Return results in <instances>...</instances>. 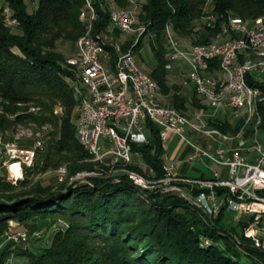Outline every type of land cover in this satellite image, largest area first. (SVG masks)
Here are the masks:
<instances>
[{
  "label": "trees",
  "instance_id": "16d2710c",
  "mask_svg": "<svg viewBox=\"0 0 264 264\" xmlns=\"http://www.w3.org/2000/svg\"><path fill=\"white\" fill-rule=\"evenodd\" d=\"M209 1L212 10L206 12ZM5 2L13 10L20 31L14 32L7 26L0 13L3 107L0 130L12 121L49 124L52 131L48 148L42 150L45 155L39 170L65 165L69 177L94 171L97 164L78 139L79 70L63 63L64 55L57 49L59 42H75L86 34L87 26L80 14L88 8L87 0H39L33 12L28 11L25 0ZM93 4L97 13L94 34L123 33L111 25L110 13L113 6H130V0H93ZM210 15L216 16L209 21L216 26L211 28L205 22L202 36L193 39V34L197 33L196 22ZM137 16L136 26L146 28L138 43L131 47L133 52L140 49L145 35H153L156 65L150 75L164 93L172 91L167 107L177 108L181 114L191 117L195 109H200L195 108L200 105L199 100L205 105L208 103L196 90L189 98L179 87L169 85L167 45L163 39L165 37L166 41V30L170 27L178 40L180 36L189 37L191 45L209 44L215 41L230 17L251 24L264 18V0H143ZM111 55L113 59L117 57L113 51ZM216 61L213 68L217 67ZM248 83L261 88L257 111L264 116L259 111L263 108L264 84L252 79H248ZM27 104L40 106V111L28 112V107H22ZM57 106L61 113H57ZM9 115H15V119H9ZM214 123L225 134L239 131L221 118H214ZM149 127V143L134 147L142 153L145 165L138 162L129 168L143 174L145 168H152L154 172L148 179L159 180L167 172L165 144L158 128L151 122ZM260 128L263 130L262 126ZM250 132L247 128L245 137ZM63 186L56 190L44 188L27 178L17 186L0 183V234L13 220L25 223L57 218L64 222L54 231L51 244L43 251L19 252L28 258L29 264H264V249L257 248L244 236V223L226 226L224 209L211 217L195 200L159 187L142 189L125 174L107 176L103 173L89 176L83 182L63 183ZM204 239L211 241L209 246L204 244ZM12 245L3 247L0 264H5Z\"/></svg>",
  "mask_w": 264,
  "mask_h": 264
},
{
  "label": "built area",
  "instance_id": "2783aa9c",
  "mask_svg": "<svg viewBox=\"0 0 264 264\" xmlns=\"http://www.w3.org/2000/svg\"><path fill=\"white\" fill-rule=\"evenodd\" d=\"M130 3L128 7L117 6V13H110L111 25L124 22L126 32L137 36L141 28H133V21H138V16H131L130 8H138V3L133 0ZM9 22H12V12L6 9L5 23ZM207 25L211 28L216 26L209 22ZM262 33L264 21H258L257 29H244L241 24L228 18V33L222 34L230 38V45L216 48L207 43L182 47L171 30H166L168 67L179 69L178 62H185L184 67L181 66V71H187L182 77H187L183 81L185 85L192 83L193 87H200L201 95L215 94L217 82H223V78H218V73L213 68L215 56H222L225 66L231 71V90H226L221 103H208L200 108L207 109V116H199L198 113L197 121H189V117L181 115L177 108L175 112H168L155 105V97H161L162 94L146 86L144 68L138 60L131 59V51L129 55H120L119 62H108V50H100V43H108L106 31L96 40L86 39V43L78 46L77 53L67 61L75 69L76 63L84 64V71L76 70L79 80L80 75L90 74V82H80V90L87 96L88 92L98 94V101H88L90 121L88 126H81V137L89 141L97 139L98 153L103 160L112 163L119 158H127L145 165L142 153L134 147L149 143L150 122L158 128L164 142L171 134L180 136L193 150L190 160L205 157L210 163L223 168L224 174L214 169L208 177H188L176 173L174 165H166V175L159 180L148 179L147 168L145 174L129 172V178L144 189L159 187L165 191L177 192L186 199L196 200L211 217L213 209H220V213L223 209L226 213H236L234 220L245 224L244 236L260 249H264V130L253 127L250 135L246 136V141L236 145V148L250 149V157H233L232 152L219 149L221 137L217 134L218 125L214 123V116H221L233 130H239L240 125H235V118H238L239 113L230 117V112H239V103H246V121H251L253 111L250 109V102L258 99L261 88L253 85L252 90H245V79L259 81V74H264V66L257 63V66L245 67V59L249 58L239 54V47L243 44V38H252L256 43H262ZM117 49L119 50L118 47ZM229 53H236V64H226ZM189 60L202 63V74H194L189 67ZM195 78L204 79V86H195ZM205 81H212L213 89H206ZM86 83H93V90H86ZM122 86H131L129 99H120ZM186 122L196 123V131L189 133L211 138L217 144L216 147L207 150L188 139ZM43 148L44 142L38 139L32 146L14 144V149H6L4 138H0V152L5 158L3 166L7 169L9 180L12 174L20 175L31 168ZM148 170L154 172L152 168ZM1 236L14 241L30 237L28 230L20 227L18 222L8 225Z\"/></svg>",
  "mask_w": 264,
  "mask_h": 264
},
{
  "label": "rangeland",
  "instance_id": "374dc122",
  "mask_svg": "<svg viewBox=\"0 0 264 264\" xmlns=\"http://www.w3.org/2000/svg\"><path fill=\"white\" fill-rule=\"evenodd\" d=\"M133 1L138 3V8H139L143 0H133ZM25 3L27 4L28 11L33 12L37 8L39 0H25ZM211 4H212L211 1H209L207 3V5L205 6L206 12L212 10ZM138 8H130V9L136 11V15H137ZM6 9H9L12 12V22H9V24H6V25L9 26L14 32H19L20 31L19 22L16 18L13 17V10L9 7V5L5 2V0H0V13L3 14L4 21H5ZM210 16H214V15H210ZM208 17L209 16H207V17L202 16L201 22L200 23L196 22L195 29H196L197 33L193 34V36H192L193 39H196V38H199L200 36H202V34L204 33L203 25L205 24V22L212 21V19H209ZM214 17H216V16H214ZM262 21H264V18H262ZM136 24H137V22H136ZM225 24H224V26H225ZM224 26H223L222 32L224 31ZM137 28H144V26H142V27L139 26ZM168 29L171 30V32H172V29L170 27H168ZM87 30H88V27H87ZM109 30L111 31L112 27H110ZM142 31L137 33V36L134 33H131V34L116 33V34H114L112 32L107 33L108 32L107 31L106 36H107V42L109 44L105 43L103 45V47H105L104 50H108V61H111L112 51H113V53H115V55H117V57L115 59L112 58V60H113L112 62H115L116 59L118 58V56L121 55V53L123 54L125 52H128L129 50H132L131 47H133L135 44H137L138 41L141 39V38L140 39H138V38H139V35L141 37V35L144 33ZM222 32L220 34H218V35H220L221 38L220 37L218 38V35H217V38L215 39L214 42H218L217 40H219V42H222V39L225 40V38L226 39L229 38V37H226V34L222 35ZM92 34H94L93 25H92ZM136 37H138V38L136 39ZM178 38H179V42H180L182 47H187V46L189 47L191 45L190 44L191 39L189 37H181L180 36ZM80 39L76 40L75 42H70V41L59 42L57 49L59 51H61L64 55L63 63L66 64L68 59L77 53V51H78V45L77 44H78V41ZM163 39H164V43L166 45L167 43L165 41V37H163ZM152 43H155V39H154L153 35L152 34L150 35V33H149L143 37L140 49L134 53L139 64L144 68V70L146 72H148V74H151L153 68L156 65V58H155L154 53H153ZM117 47L119 48V50L117 49ZM110 48L112 50H110ZM166 49H167L166 50V57H167V54L169 53V49H168V47ZM240 51H242V54ZM240 51H239V54L245 56L246 58H249L250 56L255 58V55H251V53L247 52V50H245V49L244 50L242 49ZM132 52H133V50H132ZM246 53H248V54H246ZM252 57H250L249 59H245V62L247 60H252ZM168 64H169V61H168ZM168 64H167L166 68L168 69L169 85H175V86L179 87L180 91L183 95L186 92V93H188V95L190 97L193 96V94H194V90L192 87L193 84L190 83L188 85H185L183 83V81L185 79H187V77H185L181 80H180V77L177 78L176 75L174 74V69H170L172 67H168ZM178 64L180 66L184 67L185 62L179 61ZM189 67H190V64H189ZM183 72L187 73L186 70H184ZM259 77H260L259 78L260 83L264 84V74H261V75L259 74ZM177 81H181V82L178 83ZM78 85H80V83H78L77 86ZM160 94H162V96H161L162 103L163 104H169L171 97H172V91L170 93H164L161 89ZM207 102L211 103L210 101H207ZM199 103H200V105L198 107H195V108H203L204 107L205 104L203 103L202 100H199ZM261 104H262L263 108H260L259 111L261 113H264V100L261 102ZM257 106H258V103H257ZM257 106L253 111V115H252L253 117L251 118V121L248 123H246L247 122L246 120L248 118L247 112L242 111V110H239V112H232V113L230 112V117L235 116V113H239L240 118H242L241 114H245V116H243V119H240L239 117L235 118V125H240V127L241 126L242 127L239 129V131L237 133L228 134V136L230 138H232V140H230L229 142H225L222 145H225L227 147V146H230L232 144V145H235L232 147H236V145L238 143H243V141H246L245 131L247 132V128L251 129V132H252L253 127H256L258 125H259V127L262 126L258 122V120H259L258 116H261V114L259 115V113L257 112ZM22 107H28V112L37 113L40 111V106H36L35 104H27V105H23ZM190 109H191V107H190ZM56 111H57V113H61V108L57 106ZM200 111H203L204 114L201 113ZM2 112H3V107L1 105V99H0V114H2ZM198 113L200 116H207V110H202V109L195 110L192 113V115H190L191 117H189V121H197V114ZM8 117L11 120L15 119V115H9ZM186 117H188V116H186ZM255 117H256V119H255ZM214 118H215V116H214ZM222 120H226V119H222ZM191 123L194 124V126H190L189 128L186 127V131H187L186 135H187L188 139H190L193 143H196L198 145L205 147L207 150H213V148H215L217 144L212 143L213 141L211 138L206 137V136L201 137L199 134L189 133V129L191 131H196L195 130L196 123L195 122H191ZM245 123H246V125H245ZM242 130L244 131L243 132L244 135L241 132ZM51 131H52V128L49 124L38 125V124H35L33 122L15 123L12 121V123L7 128L0 130V138H4V148H6V149H14V144H21L22 146H32V145H34L35 142H37L38 139H41L44 142V147H45L44 150L46 151V149L48 148V141L50 139L49 134ZM5 144L6 145L10 144L11 146H9L7 148ZM165 145L167 147V151L169 154H171L173 152V150H176V149H178V151H179L178 152V158L172 159V160L169 158L166 159L167 164L176 163L177 160L179 159V157H181V156H184V158L188 159L189 155H191L193 153V150H192L191 146L189 145V143L184 141L180 136H176L170 142H166ZM238 148H241V149H239V153H242L243 155L246 154L245 156H250V153H249L250 149H247L244 147H238ZM40 151L41 152L38 153L36 162H34L32 164L31 169L26 170V171L22 172V174L18 175L16 181H14L13 179L9 180L7 169L5 166H3V160L5 158L3 157V154L0 152V183H11L12 185L17 186L21 180H24L27 178L31 182L37 183L44 188H53L56 190V189H61V187H64L63 183H65V185H68V184H71L72 182H75V180L76 181L82 180V182H83V180H86L87 177L93 176V174H92L93 172H95V174H98V176L102 175L103 173L108 176L110 174L111 175L124 174L123 172L120 171V169L125 170L124 167H122L118 164H114V163H112V164L117 165V166H115V167L114 166H108V167L106 166L105 167L103 164L97 163L96 161L92 160V158H91V160L93 162H96V164H97L96 169L94 171L81 172V173H78L77 175L72 176V177H69L68 170H67L65 165H62L61 167L56 168V169L51 168L47 171H40L39 168L42 165L43 158L45 155L44 154L45 151H42V150H40ZM200 161H201V156H199L195 160H192V161L190 160L189 163H187L185 166L187 168L186 174L187 175H193V176L196 175V172L194 173L191 168L193 166H197V165L200 167H203V164H201ZM35 164L37 166H35ZM179 164L180 165L177 166V173L181 174L184 171L182 170V164L181 163H179ZM210 164H211L212 170L216 169V170H219L221 173L224 174V171L220 166L215 165L213 163H210ZM27 171H30V172L28 173ZM147 171H148V175L153 174V172H149L148 168H147ZM135 172L138 174H143L137 170H135ZM241 173H242V171H241ZM125 175H127V174L125 173ZM19 189H21V187L15 189V191H18ZM0 199H1V197H0ZM235 218H236V213L227 212L226 218H225V220H226L225 225L230 224L231 226H233L236 223H238L237 222L238 220H234ZM13 221H14V223L18 222L15 220H13ZM13 221H11L10 223L13 224ZM18 223H20V222H18ZM63 225H64V222L62 220H58L57 218H50L47 220L35 219V220H31V221H28L25 223H20V227L28 230L30 237L27 238L26 240H17V241L9 240L7 237L1 236L4 233V231H3L0 234V248H1L0 251H2L3 247L6 246L7 244L13 243L12 252L6 258L5 264L7 262V259L10 256H14L13 264H29L28 258L26 256H21V253H19V252H23V251H25V249L31 250V251L36 252V253L43 251L46 247H48L51 244L54 231L58 227L63 226ZM236 233H237V231H236ZM210 243H211V241L209 239H204V244L206 246H209ZM219 243L221 246L224 245L222 242H219ZM11 254H13V255H11Z\"/></svg>",
  "mask_w": 264,
  "mask_h": 264
},
{
  "label": "bare ground",
  "instance_id": "6f19581e",
  "mask_svg": "<svg viewBox=\"0 0 264 264\" xmlns=\"http://www.w3.org/2000/svg\"><path fill=\"white\" fill-rule=\"evenodd\" d=\"M87 3H88V8L80 14V19H81V21L86 23L88 30H87V33L83 37H81V39L78 41V44H77L78 46L84 45L86 43V39L87 40H96L97 37H100V35L102 34V32L97 33V34H92V25H93V22L97 19V13L95 10V6L93 5V1L87 0ZM92 10L94 12L93 14H92ZM111 13H117V7L113 6ZM130 15L131 16H137L136 11L130 9ZM208 18L214 19L215 17L209 16ZM230 19H233L234 23H236V24H241V28H244V29H257L258 28L256 25L251 24L250 22H247V21L237 20L233 17H230ZM136 22L137 21H133V28H137ZM114 25L116 27H118L123 33L128 34V32H126V23L115 22ZM145 28L146 27L141 28V31L143 30L142 32H145ZM167 30H169V29H167ZM224 31L226 33H228V24L224 26ZM219 37H220V35H218V38ZM139 38H140V35H139ZM217 41L218 42L213 41L212 43H209L208 46L216 47V48H225V46L230 45V39L229 38H227V39L225 38V40L222 39V42H219V40H217ZM104 44L105 43H100V50H104V48H105V47H103ZM242 49L247 50V52L251 53V55H255V58L250 56V57H252V60H247L245 62V67L257 66V63H261L264 66V55H263V53H264V33H262V43H256V41L252 38H243V44H240L239 51ZM129 51H131V59L137 60L136 56L134 55V52H132V50H129ZM129 51L125 52L123 54L121 53V55H129ZM240 52L242 54V51H240ZM246 54H248V53H246ZM111 57H112V55H111ZM119 59H120V56H118V58L116 59L115 62H119ZM215 60H217L216 61L217 67L214 68V71L216 73H218V78H223V82H217L216 93L215 94L201 95V88L200 87H194V88L196 90V93L199 96H201L203 99H205L206 101H210L212 104H219L224 99V94H225L226 90H231L232 78H231L230 69H227V67L225 66V63L222 61V56H215L213 58V61H215ZM112 61L113 60L111 58V61H108V62H112ZM189 64H190L191 70L194 72V74H202V63L201 62H198V60H189ZM226 64H236V53H229V56L226 57ZM76 67L78 68L79 71H84V64L83 63H76ZM144 75L147 78L146 79V86L151 87L154 90V92H159V94H160V87H159L158 83L154 80V78L150 74H148V72H146L145 70H144ZM80 78H81V82H90V74L80 75ZM195 86H204V79L195 78ZM205 88L206 89H213V82L212 81H205ZM252 89H253V87L248 83V79H245V90H252ZM86 90H93V83H86ZM76 92L81 97L80 105H79V118H78V119H80V120H78V139H79L80 144L92 155V160L96 161L97 163L103 164L105 167L106 166L107 167L108 166H114V167L117 166V165H113L112 163L118 164V165L125 168V170L120 169V171L123 172L124 174L126 173L128 176H129V172H134V174H138L135 172V170L129 168L134 163L135 164L138 163V161H129V159H127V158H119L117 161H113L112 163H109L108 161L103 160V158L100 157V155L98 153L97 139H90V141H89V140L83 139L81 137V126H88L89 121H90V109L88 108V101H98V94L95 92H88V96H87L83 93L82 90H80V86L76 87ZM129 97H131V86H122V91L120 92V99H129ZM260 100H261V95L258 97V99H254V101L250 102L251 111H254V109L257 106V103ZM155 105L158 108L164 109L165 111L175 112L174 108H170V107L163 105L159 101L158 97H155ZM239 110L247 112V115H248V106L246 103H239ZM181 115H183V114H181ZM252 115H253V112H252ZM252 115H251V118L253 117ZM259 115H260V113H259ZM183 116H185V115H183ZM197 116H198V114H197ZM258 118H259L258 122L260 123V125L263 126L262 128L264 130V116L261 115V116H258ZM255 119H256V117H255ZM248 122H250V121H247L246 123H248ZM246 123H245V125H246ZM190 126H194V124H192L191 122H186V127L189 128ZM256 127H259V125ZM195 130H196V127H195ZM241 132L243 133L244 131L242 130ZM245 133H246V131H245ZM217 134L221 137L222 143L229 142L230 140H232V138H230L228 136V134L222 133L219 129H217ZM243 135H244V133H243ZM9 146H11V145L10 144L6 145L7 148ZM219 149L223 150L224 152H232L233 157H250V156H245L246 154L243 155L242 153H239V149H241V148H238V147L237 148L232 147V146L226 147L225 145L224 146L221 145V146H219ZM92 174H95V172H93ZM18 175L19 174H12L11 179L16 181ZM141 188L143 189V187H141ZM195 202L202 209H204V206L200 205L196 200H195ZM219 213H220V209H213L212 216L216 217ZM0 254H1V251H0Z\"/></svg>",
  "mask_w": 264,
  "mask_h": 264
},
{
  "label": "crops",
  "instance_id": "0c3cea01",
  "mask_svg": "<svg viewBox=\"0 0 264 264\" xmlns=\"http://www.w3.org/2000/svg\"><path fill=\"white\" fill-rule=\"evenodd\" d=\"M259 21H262V19L261 20H259ZM254 25H256L257 27H258V22H255L254 23ZM170 69H172V68H170ZM182 70V67L180 66L179 67V69H175L174 70V74L176 75V77L178 78V77H180V80L181 79H183L182 77H183V74H184V72L183 71H181ZM178 83L179 82H181V81H177ZM193 87V86H192ZM193 90H195V88L193 87ZM184 95H186L187 97H190L189 95H188V93H186L185 92V94ZM205 100V99H204ZM159 101L162 103V99H161V97H159ZM205 102H207L206 100H205ZM208 103V102H207ZM163 104V103H162ZM163 105H165V106H170V105H167V104H163ZM195 110H200V109H195ZM203 112V111H202ZM244 113V112H243ZM242 115V118H240V114L238 115V117L240 118V119H243V116H245V114H241ZM215 118H221V116H215ZM222 119V118H221ZM189 131H191L190 129H189ZM250 135V134H249ZM176 136H178V135H176V134H171L170 136H169V138L164 142V144H166V142H170L171 140H173ZM212 143H214V144H216L215 142H212ZM222 144H224V143H222V141H221V139H220V142H219V146H221ZM230 145V144H229ZM238 145V144H237ZM222 146H224V145H222ZM230 146H235V145H230ZM165 150H166V152H165V159H167V158H169V159H176V158H178V149H176V150H173V152L171 153V154H169L168 153V151H167V147H166V145H165ZM198 158V157H197ZM196 158V159H197ZM195 160V159H194ZM189 161H190V155H189V157H188V159H186V158H184V156H181V157H179V159L177 160V162L176 163H171V164H167V165H174V170H175V172L177 173V166H179L180 164L179 163H181L182 164V170L184 171L183 173H181L180 175H183V176H188V177H200V176H206V177H208L209 175H211V172H212V169H211V164H210V162L208 161V159L207 158H205V157H202L201 156V161H200V163L201 164H203V167H200V166H193L191 169H192V171L195 173L196 172V175H187L186 174V170H187V168L185 167L186 166V164L187 163H189ZM192 161V160H191ZM223 169V168H222ZM216 170V169H215ZM0 250H1V248H0ZM11 255H13V254H11ZM13 262H14V256H10L8 259H7V262H6V264H13Z\"/></svg>",
  "mask_w": 264,
  "mask_h": 264
}]
</instances>
